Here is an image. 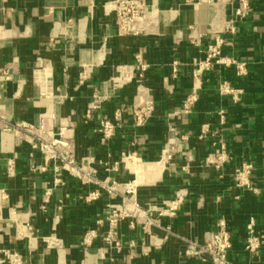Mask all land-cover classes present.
<instances>
[{
  "label": "crops",
  "instance_id": "obj_1",
  "mask_svg": "<svg viewBox=\"0 0 264 264\" xmlns=\"http://www.w3.org/2000/svg\"><path fill=\"white\" fill-rule=\"evenodd\" d=\"M111 1L0 0V264H11L7 253H18L20 264H210L183 251L221 220L233 239L231 264H264V240L256 255L245 249L251 220L264 235V0H250L234 33L225 23L237 0H147L156 13L138 35L119 32ZM217 34L225 39L224 56L246 63L247 73L215 64L201 79L193 110L169 118L192 90L193 61ZM174 61L181 63L176 75ZM120 70L127 76L116 85ZM224 82L241 93H221ZM96 91L106 100L86 123ZM140 98L155 106L144 126L132 117ZM120 103L128 105L123 125L102 143L100 120ZM41 115L56 133L72 121L77 159L93 156L102 179H136L144 207H164L186 190L177 214L160 217L162 227L153 226L151 235L136 219L122 220L115 232L121 251L102 249L101 236L85 248V232L108 211L110 198L87 201L93 185L67 174L54 187L51 167L38 168L45 162L32 142ZM170 124L180 130L175 145ZM218 141L227 154L219 170L205 163ZM128 153L136 155L134 169L122 163ZM244 163L253 169L238 185L235 171Z\"/></svg>",
  "mask_w": 264,
  "mask_h": 264
},
{
  "label": "built area",
  "instance_id": "obj_2",
  "mask_svg": "<svg viewBox=\"0 0 264 264\" xmlns=\"http://www.w3.org/2000/svg\"><path fill=\"white\" fill-rule=\"evenodd\" d=\"M186 1L194 2L196 0ZM108 7V10L116 14V23L119 32L123 35H138L144 32L145 23L153 17L157 9L154 4L148 3L147 0H112ZM249 10L250 0H237L233 16L225 23V32L234 33L236 31V22L246 18ZM224 43L225 39L217 34L213 42L209 44L205 56L193 61L192 74L194 82L192 90L182 102L181 107L172 112L169 118L184 117L193 110L199 98L201 79L215 64H224L226 66L233 65L239 75L247 73L246 63L232 58L228 59L224 56ZM180 64L179 61H174V75L177 74ZM144 70L145 65H141V71ZM121 71L122 70H120V72ZM84 74L82 73L81 77H86ZM123 74L124 73L121 72L120 75L113 80L116 85L122 84L120 82L125 80L127 74ZM139 77H143V72L140 73ZM220 91L223 94H232L234 97H237L241 93V90L231 87L227 82L221 84ZM105 100V96L100 92L96 91L93 94L84 112L86 123L94 116L96 111L102 109ZM154 109L155 106L152 99L140 98L139 102L135 100L132 104L134 124L136 126H144L153 115ZM127 110L128 105L126 103H120L112 116H102L97 130L101 136L102 143H108L116 135L118 129L123 125ZM75 128V124L71 121L70 124L56 133L53 131V127L48 123L47 116L41 115L37 126L39 132L36 133V140L32 142V148L34 150H39L43 154L45 164L43 166H38V168L47 170L51 167L54 187L64 185L65 175L69 174L80 179L83 184L93 185L94 188L85 195L87 201L100 199L104 194L108 195L110 198L107 204L108 211L95 220L94 227H90L85 232L82 241L85 248L92 246L95 239L101 236L102 249L108 251L116 249L121 251L123 247L116 239L115 232L122 220L126 218L136 219V221L144 225V228L151 235V228L153 226L162 227L160 217H173L177 214L185 200L186 190L178 191L174 198L165 203L164 207H144L136 198V179H131L128 182H122L110 177L102 179L98 176L97 168L93 165L95 162L93 156L88 155L81 160L77 159L74 144ZM169 131L173 134L170 139V144L175 145L176 141L181 138L179 137L180 130L176 125L170 124ZM205 132L206 129L203 128L200 138L203 137ZM215 147V152L206 158L205 163L207 166H214L219 170L227 160L226 145L224 142L218 141L215 143ZM131 160L137 162L135 153L123 154L122 163L124 165L128 166ZM171 164L173 165V163ZM114 168L118 169L116 166ZM252 169L253 165L251 163H244L242 168L236 169L235 177L238 185L247 183V176ZM50 193L51 189H48L46 194L50 195ZM254 225V220H251L247 225V240L245 245V249L252 255H256L259 252L264 240V235L258 234L255 231ZM101 228H103V232L100 233L99 229ZM165 229L170 232L171 227L166 226ZM133 246V243H130V251L133 250ZM232 246V235L227 229L225 221L221 220L218 223V228L209 232L203 240H189L183 251V256L209 261L210 264H231L229 253ZM7 256L11 264H20L21 259L18 253H7ZM104 257L105 256H102V259H104ZM110 264L114 263L110 262Z\"/></svg>",
  "mask_w": 264,
  "mask_h": 264
},
{
  "label": "bare ground",
  "instance_id": "obj_3",
  "mask_svg": "<svg viewBox=\"0 0 264 264\" xmlns=\"http://www.w3.org/2000/svg\"><path fill=\"white\" fill-rule=\"evenodd\" d=\"M137 162L135 161H129V166L132 167V169H134V167L136 166Z\"/></svg>",
  "mask_w": 264,
  "mask_h": 264
}]
</instances>
